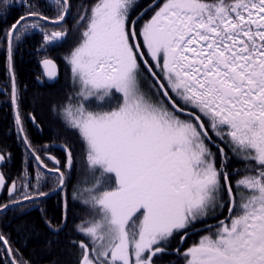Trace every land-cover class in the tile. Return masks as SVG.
I'll use <instances>...</instances> for the list:
<instances>
[{
    "label": "snow or ice",
    "instance_id": "snow-or-ice-1",
    "mask_svg": "<svg viewBox=\"0 0 264 264\" xmlns=\"http://www.w3.org/2000/svg\"><path fill=\"white\" fill-rule=\"evenodd\" d=\"M3 6L12 5L3 0ZM23 6L0 44L17 134L34 164L10 184L0 172V189L9 197L0 214L64 193L75 164L71 145L59 146L63 162L49 144L33 145L14 67V50L30 34L42 36L41 48L65 40L74 5L47 0L54 16L44 14L40 0ZM137 6L138 0H96L77 7L75 25L83 31L64 57L79 91L59 114L83 142L91 177L72 194L92 212L75 229L86 239L71 241L78 264H157L172 253L183 264H264V0H164L148 5L153 14L139 31L130 14ZM40 64L44 77H57L53 59L45 56ZM144 71L159 100L141 90ZM114 93L121 101L110 110L85 103ZM229 151L239 161L231 170ZM9 159L0 151V165ZM225 208L228 215L214 228L206 225L208 234L197 243L170 249L177 235L183 243L197 224ZM61 209L59 224L44 216L53 233L66 224V197ZM0 257V264H29L2 232Z\"/></svg>",
    "mask_w": 264,
    "mask_h": 264
},
{
    "label": "trees",
    "instance_id": "trees-1",
    "mask_svg": "<svg viewBox=\"0 0 264 264\" xmlns=\"http://www.w3.org/2000/svg\"><path fill=\"white\" fill-rule=\"evenodd\" d=\"M153 1L138 0V6L130 13L132 19ZM28 2L36 3L37 0H9L10 5H12L9 8H5L3 0H0V34L26 11V7L23 5ZM95 2L96 0H72L74 5L72 15L67 17L65 24L68 29V35L60 45L41 48L42 36L37 32L30 34L27 41L22 42L20 47L14 50L17 88L22 98L20 112L24 118L25 128L29 137L33 145L38 149L42 148L46 143L52 146L51 154L62 162L65 159V155L56 149L54 145H71L75 155L74 172H79L83 169L86 151L85 147L82 148L81 146L82 141L78 133L68 128L59 114L60 107L67 102L68 97L70 95L74 96L77 92L69 79L70 73L64 57L78 44L80 34L83 31L82 25H75L77 7L80 5L90 7ZM40 6L45 15L54 16L56 14L52 8L47 6V0H40ZM150 14L145 15L141 20H147ZM141 20L136 25L137 31L141 25ZM45 56L53 59L60 69L57 82L50 86L45 85L44 82L42 84L39 83V80H42L39 63ZM143 74L141 88H143L145 95L153 101L159 100L158 89L153 86L152 78L149 77L146 71ZM37 77H40V79H37ZM0 86L4 87L8 93L7 96L0 95V151L10 153V159L6 165L2 166V172L8 179H13L17 178L18 173L23 168H30L33 165V160L21 143L17 134L18 129L14 123L3 44H0ZM120 101V95L114 93L111 98H105L104 100L91 98L85 103L90 110L103 111L110 110ZM29 113L36 117L39 127L36 125L33 127L29 122ZM219 144L226 148V145ZM226 150L228 149L226 148ZM213 151H217L215 146H213ZM41 155H44V153L41 152ZM229 157L228 167L231 170L235 166L234 163H239V161L232 157L230 151ZM46 162L51 166L50 162ZM217 163H219L218 153ZM77 178L78 175L69 174V183L64 193L57 192L36 203H26L23 211L16 208L0 214V232L10 237L13 248L18 250V256L29 261V264H78L79 249L74 247L71 241L82 239L75 230L76 225L82 220L89 219L92 212L81 201L72 198L73 192L77 188L82 187ZM237 178L233 174L232 179ZM88 182L89 184L91 183L90 176ZM50 187L51 183L45 186L43 190L49 191ZM65 197L68 202V218L62 230L59 233H53L46 227L44 216H47L53 224H59L62 215L61 205ZM32 205H35V207L31 209ZM225 214L226 210L217 209L216 213L210 217L211 220L208 223L216 224L219 219H224ZM23 225L27 226V231L22 230L21 226ZM195 235L188 237L183 243L180 242V236L177 235L170 242V249L179 247L183 251L192 244L197 243L198 238L204 234ZM157 264H183V262L180 256L172 253L164 256L162 260H158Z\"/></svg>",
    "mask_w": 264,
    "mask_h": 264
},
{
    "label": "water",
    "instance_id": "water-1",
    "mask_svg": "<svg viewBox=\"0 0 264 264\" xmlns=\"http://www.w3.org/2000/svg\"><path fill=\"white\" fill-rule=\"evenodd\" d=\"M158 3V0L157 1H155L154 2V4H157ZM148 10V8H146L140 15H139V17L138 18H140L141 16H142V14L143 13H145L146 11ZM137 18V19H138ZM136 19V20H137ZM41 65V64H40ZM41 68H42V66H41ZM42 72H43V68H42ZM43 78H44V81H45V83L47 84V85H51V84H53V83H55V81L58 79V69H57V77L54 79V80H48L46 77H44V75H43ZM0 92H2L1 90H0ZM60 148V147H59ZM57 193V192H56ZM56 193H50V195H54V194H56Z\"/></svg>",
    "mask_w": 264,
    "mask_h": 264
},
{
    "label": "flooded vegetation",
    "instance_id": "flooded-vegetation-1",
    "mask_svg": "<svg viewBox=\"0 0 264 264\" xmlns=\"http://www.w3.org/2000/svg\"><path fill=\"white\" fill-rule=\"evenodd\" d=\"M1 103V102H0ZM34 162V161H33ZM34 164V163H33ZM234 167H236V166H238L239 165V163H234ZM16 179V178H15ZM233 181H235V179L233 180ZM4 198V199H3ZM9 199V197H8V193H7V191H6V189L4 190V195H3V197H2V200L4 201V202H6L7 200ZM227 212V211H226ZM225 215H228V212L225 214Z\"/></svg>",
    "mask_w": 264,
    "mask_h": 264
},
{
    "label": "rangeland",
    "instance_id": "rangeland-1",
    "mask_svg": "<svg viewBox=\"0 0 264 264\" xmlns=\"http://www.w3.org/2000/svg\"><path fill=\"white\" fill-rule=\"evenodd\" d=\"M70 67V66H69ZM70 72H71V69H70ZM71 75H72V73H71ZM73 79V78H72ZM77 87H78V90L77 91H79V86L78 85H76ZM9 96H10V92H9ZM11 103V102H10Z\"/></svg>",
    "mask_w": 264,
    "mask_h": 264
}]
</instances>
